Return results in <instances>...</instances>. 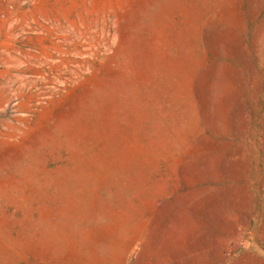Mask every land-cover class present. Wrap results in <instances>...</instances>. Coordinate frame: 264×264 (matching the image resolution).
<instances>
[{
	"label": "rangeland",
	"instance_id": "374dc122",
	"mask_svg": "<svg viewBox=\"0 0 264 264\" xmlns=\"http://www.w3.org/2000/svg\"><path fill=\"white\" fill-rule=\"evenodd\" d=\"M0 264H264V0H0Z\"/></svg>",
	"mask_w": 264,
	"mask_h": 264
}]
</instances>
